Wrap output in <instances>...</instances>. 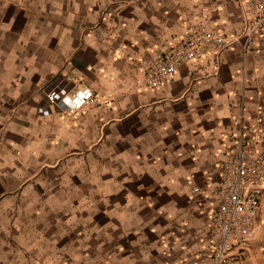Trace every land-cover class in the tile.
<instances>
[{"label": "crops", "instance_id": "0c3cea01", "mask_svg": "<svg viewBox=\"0 0 264 264\" xmlns=\"http://www.w3.org/2000/svg\"><path fill=\"white\" fill-rule=\"evenodd\" d=\"M236 0H0V264H209L218 174L245 127L264 151V34L141 86ZM88 87L73 117L46 94ZM246 264H264V191Z\"/></svg>", "mask_w": 264, "mask_h": 264}, {"label": "built area", "instance_id": "2783aa9c", "mask_svg": "<svg viewBox=\"0 0 264 264\" xmlns=\"http://www.w3.org/2000/svg\"><path fill=\"white\" fill-rule=\"evenodd\" d=\"M242 15L237 34H224L200 22L169 49L158 53L141 86L155 89L166 78L175 76L179 68L195 62L207 53L215 61L227 49L239 46L243 58L256 54L257 40L264 34V0H236ZM46 100L65 117H73L99 101L88 87L74 92L65 89L48 92ZM246 128L235 136L233 153L220 165L218 174L219 205L211 215L217 236L209 264H246L245 251L257 229L261 194L264 191V151L255 147Z\"/></svg>", "mask_w": 264, "mask_h": 264}]
</instances>
